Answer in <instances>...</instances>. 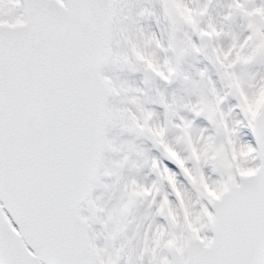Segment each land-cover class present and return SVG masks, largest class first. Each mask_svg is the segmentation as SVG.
Segmentation results:
<instances>
[{
	"label": "snow or ice",
	"instance_id": "obj_1",
	"mask_svg": "<svg viewBox=\"0 0 264 264\" xmlns=\"http://www.w3.org/2000/svg\"><path fill=\"white\" fill-rule=\"evenodd\" d=\"M0 264H264V0H0Z\"/></svg>",
	"mask_w": 264,
	"mask_h": 264
}]
</instances>
